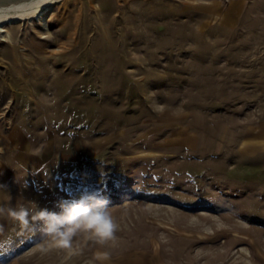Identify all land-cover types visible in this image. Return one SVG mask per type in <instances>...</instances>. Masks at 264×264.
<instances>
[{"label":"rangeland","instance_id":"obj_1","mask_svg":"<svg viewBox=\"0 0 264 264\" xmlns=\"http://www.w3.org/2000/svg\"><path fill=\"white\" fill-rule=\"evenodd\" d=\"M0 25V205L103 198L119 226L69 251L0 216V264H264V0H55Z\"/></svg>","mask_w":264,"mask_h":264},{"label":"clouds","instance_id":"obj_2","mask_svg":"<svg viewBox=\"0 0 264 264\" xmlns=\"http://www.w3.org/2000/svg\"><path fill=\"white\" fill-rule=\"evenodd\" d=\"M60 207L62 211L57 214L40 209L36 204L35 207L21 204L18 208L0 205V216H7L18 222L23 229H27L36 221H45V239L51 245L69 251L73 249L74 240L82 234L101 246L116 239L119 226L111 215V207L108 206L106 199H97L95 207L79 203L61 204ZM94 260L97 264H109L111 255L107 251H97Z\"/></svg>","mask_w":264,"mask_h":264},{"label":"bare ground","instance_id":"obj_3","mask_svg":"<svg viewBox=\"0 0 264 264\" xmlns=\"http://www.w3.org/2000/svg\"><path fill=\"white\" fill-rule=\"evenodd\" d=\"M54 1L55 0H30L28 2H25V3L20 2L16 5L8 6L6 8L0 7V22L2 21L3 23V21H6V20H16L17 21V20L25 19L28 12L29 14L30 12H37L41 14L45 10H48L50 5ZM41 16L39 19H42ZM1 26L2 25H0V32H5V29H3Z\"/></svg>","mask_w":264,"mask_h":264}]
</instances>
